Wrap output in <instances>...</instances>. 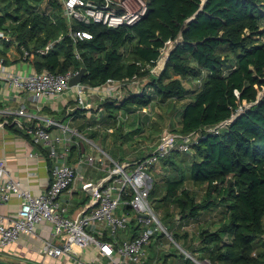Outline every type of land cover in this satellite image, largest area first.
Wrapping results in <instances>:
<instances>
[{
    "label": "trees",
    "instance_id": "trees-1",
    "mask_svg": "<svg viewBox=\"0 0 264 264\" xmlns=\"http://www.w3.org/2000/svg\"><path fill=\"white\" fill-rule=\"evenodd\" d=\"M145 2V13L134 23L109 26L69 22L60 0H0V29L18 42L22 55L27 51L23 58L36 71L83 67L82 82L91 86L134 75L145 81L141 91L125 90L103 103L106 117L117 123L118 140L126 139L128 123L118 113L151 103L173 112L172 132L197 134L189 151L173 149L153 166L160 172L152 176L149 198L161 221L173 231L222 207L218 226L199 230V249L211 264H264V0ZM70 29L87 30L91 37L74 41ZM168 41L173 46L155 74ZM240 107L219 133L208 130ZM150 131L154 140L161 129L154 122ZM195 186L204 189L200 198ZM173 232L178 240L188 239L187 232Z\"/></svg>",
    "mask_w": 264,
    "mask_h": 264
},
{
    "label": "built area",
    "instance_id": "built-area-1",
    "mask_svg": "<svg viewBox=\"0 0 264 264\" xmlns=\"http://www.w3.org/2000/svg\"><path fill=\"white\" fill-rule=\"evenodd\" d=\"M61 1L64 14L69 22L75 20L87 24L101 22L109 26L132 24L145 13L147 8L145 0ZM69 35L74 41L91 37V33L87 30L70 29ZM10 38L8 33L0 29V42ZM171 43L173 46V41H168L166 46L169 47ZM168 49L164 53H168L171 48ZM26 53L27 51H24V55ZM2 63L3 58L0 56V65ZM76 72L68 70L64 73H56L48 69L30 72L5 71L1 72V76L14 89L26 91L31 100H39L41 97L51 98L73 88L76 106L89 108L90 104L86 102V96L95 89V86L82 81L71 85L69 80ZM128 81L138 82V77L134 75ZM116 82L119 81L113 78L105 81L110 92L116 87ZM243 110L240 107L230 118L208 130L219 133L220 128L226 126ZM15 113L25 115L26 105L20 104ZM51 126L61 127L62 130L67 129V126L53 118L47 119L46 123L24 126L34 143L48 147L49 156L62 160L49 166L50 182L42 193L34 195L29 189L23 188L20 181L8 173L5 161L0 158V205L7 203L12 197L18 198L20 204L15 215L8 217L0 215V248L8 247L22 234L34 233L37 224L45 220L51 222L52 234L64 239L59 243L45 240L41 251L46 256L56 257L71 253L74 246L85 248L95 245L107 257L106 262L95 264H143L145 246L153 238L155 232L169 234L161 221L160 212L153 207L149 198L153 182L150 169L159 158L173 149L189 151L191 144L197 140L196 132L179 135L165 130L158 146L136 162H111L107 175L92 185L91 199L86 204L91 210L86 209L76 215H71L61 203L60 196L72 186L79 177V172L76 165L65 160L66 152L59 151L56 146L60 141L67 140L69 137L65 134L53 133L50 130ZM178 137L181 141H176ZM91 159V156L85 158L87 161ZM127 194L130 197L124 198L123 196ZM121 205L128 206L132 213L124 210L118 213L117 210ZM131 214L140 226L139 231L129 238L121 240L114 238L118 230H125L131 224ZM105 230L113 239L108 240L102 237ZM115 252L120 255V260L115 259Z\"/></svg>",
    "mask_w": 264,
    "mask_h": 264
},
{
    "label": "crops",
    "instance_id": "crops-1",
    "mask_svg": "<svg viewBox=\"0 0 264 264\" xmlns=\"http://www.w3.org/2000/svg\"><path fill=\"white\" fill-rule=\"evenodd\" d=\"M0 45L2 47L0 56L3 58V63L0 65V158L5 161L8 173L19 180L21 186L29 189L32 194L42 193L50 182L49 166L62 160L49 156L48 147L34 143L24 126L46 123L49 118L60 121L67 126V129L51 126L50 130L53 133L65 134L69 139L60 141L56 145L57 149L66 152L65 160L76 165L79 172V177L72 186L61 194L60 201L71 215L86 209L91 210L86 204L91 199L92 185L107 175L111 162H136L142 156L149 154L161 141L164 131H160L154 140L149 131H145L150 111L144 106L133 112L118 113V117L126 119L132 115L130 118L133 120L127 129L125 128L127 123L123 124L125 129L123 128L122 132L127 136L124 147L129 145L131 147L129 150L120 149L118 144L121 142L115 134L117 123L106 117L103 108L106 98H118L125 90L141 91L144 87L143 80L138 79V82L116 80L119 82L115 83L116 87L111 92L105 82L95 86V89L86 96V102L90 104L89 108L76 106L73 88L51 98L41 97L39 100H31L26 91H18L4 80L1 72H30L35 70L33 63L23 58L24 55L17 47L18 42L12 37L0 42ZM166 55L167 53L162 54L153 66L152 72L159 74L163 70ZM22 103L26 105L25 115L15 113ZM72 107L74 108L71 109ZM141 130H143L142 134ZM138 136L147 139L148 144L136 145L135 138ZM179 139L178 137L176 141ZM87 156H91L92 159L85 160ZM19 205L18 198L12 197L7 203L0 205V215L4 217L15 215ZM123 210L127 211L126 205L119 206L117 212ZM139 229L140 226L131 214V224L125 230H118L114 238L121 240L132 237ZM173 231L178 232L174 229ZM168 233V236H165L164 232H155L145 246L143 264H200L192 261L190 254L187 255L190 252L188 248L194 249L190 252L194 256L206 255L204 250L199 249V241L192 246L190 245L192 242L188 243L187 239L180 238L179 241L169 230ZM105 236L108 240L113 239L107 230L102 233V237ZM170 238L175 241L176 246L169 240ZM45 240L59 243L64 239L53 235L51 222L43 220L37 224L34 233L22 234L8 247L0 248V254L11 258L10 262L17 264H95L107 261V257L95 245L85 248L74 246L71 253L56 257L46 256L41 251ZM178 246L182 248L181 251ZM114 257L116 260L121 259L118 252H115Z\"/></svg>",
    "mask_w": 264,
    "mask_h": 264
},
{
    "label": "rangeland",
    "instance_id": "rangeland-1",
    "mask_svg": "<svg viewBox=\"0 0 264 264\" xmlns=\"http://www.w3.org/2000/svg\"><path fill=\"white\" fill-rule=\"evenodd\" d=\"M60 2H61V0H60ZM45 10L47 12H50L52 9L47 4V5H45ZM62 13L65 16L63 10H62ZM170 46H172V43H171ZM170 46L168 47V45H167L166 46L167 48L162 50V53L164 54V52L168 48L170 49L171 48ZM157 69H159V66L157 67ZM191 83L192 82H190L188 80L184 81L185 86H189V84L191 85ZM142 84H144L143 81H142ZM147 109H148V111H150L151 114L148 116L149 119L146 122L145 131H149V133L151 134L150 130H151V127L154 124V122L158 124V126H159V128L161 129L162 132L165 131V130L171 131V129H172L171 121L173 120V118L170 119V116H171V114L173 112H171L170 109H167L165 111V106L161 107V106L158 105V103H151V105L147 106ZM131 116L132 115H130L126 119V121L128 122L127 125L125 126L126 129L129 127V122L131 121V118H130ZM160 117H162L163 119L160 120ZM140 133L142 134L143 130H141ZM135 139H137V140H135V143H137L136 145H138V144L141 145L143 143L147 145L148 142H149V141H147V139H144L143 136L142 137L138 136ZM132 141H134V140H132ZM128 143H127V145H128ZM124 144H126V143L125 142H121V143L118 144L119 145L118 147L120 149L129 150L131 145H129V147H124ZM132 145H134V142H132ZM156 167L158 168V166H156ZM158 169L159 170H157L155 167H152L150 169V173L152 174V176L155 175L156 173L160 172V167ZM163 176H164V174H163ZM192 190L196 192L197 198H200L202 196V193H203L204 189L201 186L200 187L199 186H195V187H193ZM221 208L222 207H217V208H214L212 210L205 211V213H202L198 218H190L188 220H184L181 223V225H179L176 228H174V230H177L178 232H181V234H184L183 231L187 232L186 234H188V239H187L188 243L192 242L193 244L192 243L191 244L194 245V243L198 241L197 238H198V232H199L200 229H202V228L214 229V228H216V226H218V224H219L218 221L222 218ZM160 216H162L161 212H160ZM167 222L168 221L166 219H162V223L164 224L166 229L168 228L169 232H172L171 234H173L174 232L171 231V229H170L169 225L167 224ZM165 236H168V235L165 234ZM169 240L172 241L175 246L177 245L175 243V241L172 240V238H170ZM263 240H264V238H263ZM178 249L180 251L182 250V248L180 246H178ZM258 249L262 250L263 249V245H259ZM189 254L191 255L190 259L192 261H195L196 263L211 264L209 259H208V257L206 255L205 256L204 255L194 256L190 252L187 255H189ZM0 259L5 260V261H10L11 258H9V257H7V256H5L3 254H0Z\"/></svg>",
    "mask_w": 264,
    "mask_h": 264
},
{
    "label": "water",
    "instance_id": "water-1",
    "mask_svg": "<svg viewBox=\"0 0 264 264\" xmlns=\"http://www.w3.org/2000/svg\"><path fill=\"white\" fill-rule=\"evenodd\" d=\"M168 53L165 56V63H166V60H167ZM83 73H84V68L82 67L70 78L69 83L71 85H74L77 82H81ZM0 264H17V263L10 262V261H5V260L0 259Z\"/></svg>",
    "mask_w": 264,
    "mask_h": 264
}]
</instances>
